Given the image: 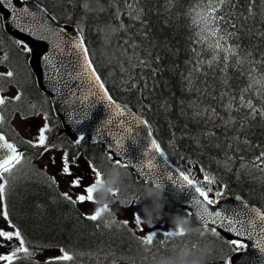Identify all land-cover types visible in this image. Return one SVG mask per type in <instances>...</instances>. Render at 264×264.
I'll use <instances>...</instances> for the list:
<instances>
[{"label":"trees","instance_id":"obj_1","mask_svg":"<svg viewBox=\"0 0 264 264\" xmlns=\"http://www.w3.org/2000/svg\"><path fill=\"white\" fill-rule=\"evenodd\" d=\"M37 1L59 21L83 29L92 61L112 96L148 120L173 163L190 169L196 181L203 182L206 172L215 177L213 192L222 189L224 195L241 197L264 211V163L257 160L264 153V0H230L221 6L216 13L224 17L220 34H231L219 41L221 49L214 47L217 37L204 33L196 16L207 11L208 0ZM15 41L0 23V65L13 72L0 77V88L14 86L21 97L6 99L4 117L13 111L43 112L47 142L70 158L84 157L102 172L113 161L100 145L88 139L72 143L61 132L30 69L29 53ZM230 46L234 54L227 51ZM22 147L20 166L8 180L6 206L32 255L19 253L13 264H46L49 258L37 254L47 248H63L74 256L56 264H149L156 248L148 250L141 243L144 236L129 224L120 226L124 220L111 210V223L108 213L96 221L87 219L88 213L58 192L35 165L37 147L28 142ZM123 172L129 173L125 193L136 202L145 183L130 169ZM119 196L113 200L119 202ZM137 203L150 201L141 198ZM163 212L186 213L167 200ZM210 229L196 237L212 245L208 260L229 257L232 246Z\"/></svg>","mask_w":264,"mask_h":264},{"label":"snow or ice","instance_id":"obj_2","mask_svg":"<svg viewBox=\"0 0 264 264\" xmlns=\"http://www.w3.org/2000/svg\"><path fill=\"white\" fill-rule=\"evenodd\" d=\"M225 3H230V0H208L207 4V12L208 15L203 17V21L205 26L211 25V27H207V31L212 36L217 37V41L214 45L215 48L221 49L222 45L220 44V40L226 38L225 34L221 35L220 23L224 20V17L221 15H217L216 13L221 8V6ZM0 7L8 8L14 7L12 0H0ZM86 7V5H85ZM10 18L14 22L15 26L19 28L22 32H27L32 35H37L39 32L37 43L40 40L51 38L48 35H45L49 32L53 33L56 37H58L63 42V28H52L51 25L48 24L49 16L46 9L40 8L39 12H31L29 11V7L25 5L22 10H15L10 12ZM3 12H0V19H4ZM25 18H30L25 23ZM52 20L55 17H51ZM43 21V23H41ZM41 27L43 30H41ZM79 34L74 37L72 40V45L74 49H78L79 53L83 56V73H89L90 78L94 79L96 84L99 85L101 89H104V97L101 99H107L108 108L112 113V117H110L107 121H105L104 126L116 124V131H108V144L107 148L110 150V154L108 155V159L113 161L119 168L121 169H129L133 167V159L129 156L130 150L132 146H137L143 152V156L147 158V163H140L138 169V176L144 178L145 180H160V181H170L174 185H178L181 190L188 187L191 188L196 194L193 199L190 201L191 205L195 207V212L186 211L185 215L195 216L203 224L204 231L200 232V235L203 236L205 233L209 231V224L213 225L210 231L215 236H220V232L217 231L215 226H219L221 229H224L228 233L235 234V237H245L249 238V241H253L251 245L246 243L245 241L232 238L227 239L225 242L231 245V252L241 253L245 252V250L252 248L258 249L261 254H264V212H261L257 208H249L247 203L244 202V206L242 208H220L219 204L222 203V197L224 196L223 190H217L213 192V188L211 185L215 182V177H210L206 172L204 175V181H196L190 178V169L181 170L179 167L175 168L174 171L178 173L177 176H173V171L168 170L169 165V157L165 154V151L161 148L160 143L157 142V139L152 138V129L146 120H143L139 117H136L131 113L130 110L126 108V106H121L116 104L115 101L112 100V97L108 94L107 89L104 88V84L100 81L99 75L96 74L95 68L92 66V62L89 59L88 48L84 43L83 37V29L78 30ZM17 44H22L23 49L26 52L33 53L35 56L34 47H29L27 43H25L22 39H17L15 41ZM56 47H59L57 45ZM229 53H235V48L229 47L227 49ZM3 59H7L4 57ZM42 60L45 65H51L55 68L54 64V53L42 54ZM0 62H3L0 60ZM12 77L13 72L11 70L7 71V73L0 72V77ZM79 78V77H77ZM55 87V85H53ZM57 91L59 89L57 88ZM75 96V93H73ZM88 95L96 96L97 93L89 92ZM88 95H85L82 99L83 101L88 100ZM21 97L17 94L14 99L19 100ZM6 97L0 96V105H4L6 102ZM251 107V104H249ZM80 119H84L87 117V112L78 113ZM120 117H124V119H119ZM47 119V117H45ZM4 121L3 115H0V124ZM127 121V123H126ZM79 123V119L76 120ZM48 124L45 123L43 127L39 129V136L37 141L33 144V141H28L29 144H33V146H44L46 145L47 136L45 135L46 131H48ZM96 135L103 139L101 136V130L97 129ZM84 136L80 135V137L76 140V143L79 144L82 140H84ZM127 142V143H126ZM50 147H55V145H51ZM48 148L45 147V151ZM113 153L115 155V159H113ZM157 156L161 158L162 163H158ZM23 158V153L17 151V147L14 143H10L4 136L2 132H0V180H3L0 183V200L4 199V193L6 186L8 184V180L4 179V174H11L16 165L21 163ZM264 153H261V157H257V160H260L261 163H264ZM63 167L62 174H67L72 176V172L68 163V154L64 153L63 156ZM53 162L54 158H53ZM168 166V167H166ZM89 167L93 174L92 182L90 185L82 186L83 177L76 176L70 182V187H83V191L76 196L75 199L72 198L67 192L62 193V195L73 204L76 203H84V202H93L95 203V195H94V187L96 184L100 183L102 180L101 170L92 165L89 161ZM203 171V169H202ZM129 173L125 172V176H128ZM52 182L55 183V178H52ZM204 182H207V188L204 186ZM210 193H212V197H210ZM114 196H118V192H113ZM135 201H139L140 197L137 196L134 198ZM236 200H241L240 197H236ZM132 201L129 200V206H131ZM212 206L215 207V210H212ZM109 212V208L105 205L103 208H96L94 212L91 214H85L86 218L92 221H96L101 218L102 214ZM134 223L139 226L141 231H143V225L141 221V215L138 212H134ZM3 216L5 219L8 217L7 208L5 206V210L3 212ZM9 225L15 228V225L11 224V221H8ZM112 223H118L117 221H113ZM129 224V220H125L122 222L120 226H126ZM111 226V225H106ZM177 235H183V231L179 232L175 229L164 231L162 236H157L155 231L147 232V234L141 239V243L147 246L148 250H151L152 247L156 248L155 253H159L161 251H166L169 241L173 240ZM18 238L19 245L15 246L13 250H11L8 254H0V261H5L6 264H13V261L18 259V253H24L25 256H31L32 253L29 251L28 247H25V240L21 235L19 229H16L14 232L5 231L0 229V237L5 238L8 241H11L13 237ZM62 253L58 257L50 258L46 264H56L57 261H72L74 256L70 254L69 251L60 249ZM222 264H234V261L230 257H222ZM242 260L248 264L250 261V257L244 255L241 257Z\"/></svg>","mask_w":264,"mask_h":264},{"label":"water","instance_id":"obj_3","mask_svg":"<svg viewBox=\"0 0 264 264\" xmlns=\"http://www.w3.org/2000/svg\"><path fill=\"white\" fill-rule=\"evenodd\" d=\"M12 3L14 7L8 8L7 10L0 7V12H3L4 17H6L2 19L3 27L5 31L14 38L22 39L29 45V47H34L35 56L33 53H30L29 65L36 77L38 86L44 93L49 95L54 112L62 120L64 132L73 141H76L80 135L88 137L91 141L103 145L106 151L110 152L107 148V133L110 130L116 131L117 126L115 123L108 125L107 127L104 126L105 121L112 117V113L108 108L107 99H101V97H104V89H101L99 85L96 84L95 80L90 78L89 73H83V75H80L83 72V56L79 53V50L74 49L72 45V40L79 34L78 28L69 23H62L56 19L52 20L51 17L54 16L35 0H12ZM25 5L29 7V11L34 13L39 12L40 8L46 9L49 16L48 24L51 25L52 28H63L65 30L62 34L63 42L55 36L53 39H44L37 43L38 35L22 32L17 28L9 14L17 9L22 10ZM28 19L30 18H25L24 22L26 23ZM41 23H43V21H41ZM45 35H49V33ZM57 45H59V47H56ZM48 53H54L55 68L51 65H45L42 60V54ZM92 66L95 68L93 64ZM96 74L99 75L97 71ZM100 81L103 83L101 77ZM53 85H55V87H53ZM57 88L59 91H57ZM104 88L107 89L105 85ZM90 91L97 93V95H88ZM73 93H75V96ZM108 94L110 95L109 92ZM85 95H88V100L82 102ZM112 100L122 107L126 106V108L136 117L146 120L125 103L119 102L114 98H112ZM82 112L88 113L87 117L84 119H80L78 115V113ZM78 119L79 123L76 122ZM119 119H124V117H120ZM97 129L101 130V136L104 137L103 139L96 135ZM152 138H155L153 134ZM9 142L12 143L11 141ZM17 151L19 152L18 149ZM113 156L116 158L114 153ZM129 156L133 159L134 166L131 167V169L135 173L136 178L143 182H150V180H145L137 174L139 164L147 163V158L143 156L142 150L137 146H132ZM156 162L162 163L161 158L157 156ZM169 165L170 167L166 166L168 167V170L173 171V176H177L178 173L174 171L177 167L170 161ZM164 183L165 196L170 202L183 210H188L193 213L195 212V207L191 205L190 201L196 194L191 188L186 187L177 192L174 184L170 181L164 180ZM244 202L246 201H243L242 199L236 200V197L233 196H223L222 203L219 204L218 207L239 209L244 206ZM246 203L249 208H257L260 210L256 205L249 202ZM215 207L217 206H212V210H215ZM191 219L194 226L203 227L202 222L196 219L195 216H191ZM209 227H213V225L209 224ZM215 227L217 228V231L222 233L227 239L238 238L250 245L253 243V241H249L247 236L235 237V234L228 233L219 226ZM18 245V243H13L11 246H8V249L11 251ZM244 255L250 257L248 264H264V254H261L258 249L252 248L251 246L249 249L245 250V252L232 254L230 258L234 261V264H246V262L241 259ZM207 264H222V261H207Z\"/></svg>","mask_w":264,"mask_h":264},{"label":"clouds","instance_id":"obj_4","mask_svg":"<svg viewBox=\"0 0 264 264\" xmlns=\"http://www.w3.org/2000/svg\"><path fill=\"white\" fill-rule=\"evenodd\" d=\"M41 30H43L42 27ZM37 35L39 36L40 33L38 32ZM48 36L51 39L55 37L51 32ZM101 175V182L94 187L97 207L103 208L107 205L109 208L115 197L113 192L120 194L119 202L122 206H129V199L124 189L125 176L123 169L112 162L101 172ZM174 186L177 192L181 190L178 185ZM139 197L150 201L141 208L143 212V216H141L142 223L151 225L161 219L162 215H167L173 229L178 232L183 231V235H177L166 251L154 253L149 264H207L212 245L208 241H200L196 238L201 229L193 226L191 217L185 214H167L163 212L166 201L164 181L150 180L145 184ZM106 213H108V219L111 223L113 214Z\"/></svg>","mask_w":264,"mask_h":264},{"label":"rangeland","instance_id":"obj_5","mask_svg":"<svg viewBox=\"0 0 264 264\" xmlns=\"http://www.w3.org/2000/svg\"><path fill=\"white\" fill-rule=\"evenodd\" d=\"M207 15L208 12L206 10H203L199 12L198 17H200L201 20V28L206 34L210 35V33L207 31V27H211V25H208L206 27L203 21V17ZM0 71H7V70L0 66ZM258 81L261 82V80ZM253 89L256 91L257 89H259V87ZM6 93L8 95L15 96L17 90L14 87H10ZM13 123L15 128L20 134L29 138L31 141H33V143H35L39 136V129L43 127L45 124V118L43 117V115H39L35 118V116L23 117L17 114L13 118ZM45 147L48 148L47 151H45ZM64 153L65 151L56 149L54 147H50V145L48 144L44 146H40V152L38 153V163L43 170H45L50 176L55 178L56 183L64 192H67L70 196H72L73 199H75L76 196L83 191V187H75V188L70 187V182L72 181V179L76 176H82L83 177L82 186H87L90 185V183L92 182L93 174L90 170L89 163L82 157L73 158L71 160L70 158H68L69 167L73 175L69 176L67 174H62V167H63L62 158L64 156ZM53 158L55 162H53ZM77 205L84 212L87 213H92L96 208H98L97 205L93 202H84V203L78 202ZM141 208L142 206L136 202L131 203V206H122L120 203L117 202V199L113 200V202L109 205V209L113 210L117 217L123 219L124 221L129 220V225L143 236H145L147 232H151V231L164 232L173 229V226L169 222L168 216L162 215V218L155 221L153 224L151 225L144 224L143 231H141L140 227L135 225L133 221L134 212H138L141 216H143V212L141 211ZM3 212H4V200L2 199L0 200V229L14 232L15 229L11 227L8 223V220L4 218ZM15 239L17 238L14 236L11 241ZM11 241H8L5 238L0 237V254H8L4 249V245L9 244ZM57 254H58L57 250L52 248L45 254L44 257H53ZM0 264H6V262L0 261Z\"/></svg>","mask_w":264,"mask_h":264},{"label":"bare ground","instance_id":"obj_6","mask_svg":"<svg viewBox=\"0 0 264 264\" xmlns=\"http://www.w3.org/2000/svg\"><path fill=\"white\" fill-rule=\"evenodd\" d=\"M207 3V2H206ZM260 4V3H259ZM192 5V4H191ZM194 6V5H193ZM145 7V6H144ZM192 7V6H191ZM194 9V8H193ZM131 13V12H130ZM193 14V13H192ZM176 15V14H175ZM198 15H199V12H197V17H198ZM140 19V18H139ZM192 20V19H191ZM116 26V25H115ZM212 37V36H211ZM201 39V38H200ZM238 57V56H237ZM207 58V57H206ZM205 62V61H204ZM224 63V62H223ZM224 75V74H223ZM245 75V74H244ZM241 78V77H240ZM211 86V85H210ZM255 86V85H254ZM216 92V91H215ZM214 92V93H215ZM155 96V95H154ZM217 101V100H216ZM224 101V100H223ZM253 102H255V101H253ZM250 103V102H249ZM222 104H224V103H222ZM226 104V103H225ZM224 104V105H225ZM251 104V103H250ZM254 104V103H253ZM218 105H219V103H218ZM221 105V104H220ZM227 105V104H226ZM246 105H249V104H246ZM220 107V106H219ZM230 108V107H229ZM228 109V108H227ZM248 109V108H247ZM229 110V109H228ZM251 110V109H250ZM257 110V109H256ZM155 111V110H154ZM181 111V110H180ZM253 111V109L251 110V112ZM254 111H255V109H254ZM223 112V111H222ZM218 115V114H217ZM180 116V115H179ZM191 116V115H190ZM196 117V116H195ZM208 117V116H207ZM222 117V116H221ZM224 118V117H223ZM183 120V119H182ZM233 120V119H232ZM228 125V124H227ZM255 126V125H254ZM233 127V126H232ZM228 128V127H227ZM239 130V129H238ZM249 146H251V145H249ZM254 146V145H253ZM263 175V174H262ZM52 248H47V249H45V250H41V251H39V253L37 254V257L38 258H54V257H58L59 255H61L62 253H60V249H58V248H53V249H56L57 250V252H58V254L57 255H55V256H53V257H44L45 256V254L49 251V250H51Z\"/></svg>","mask_w":264,"mask_h":264}]
</instances>
